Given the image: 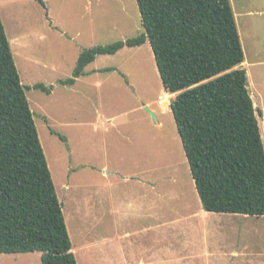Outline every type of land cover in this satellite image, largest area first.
<instances>
[{
    "label": "rangeland",
    "instance_id": "374dc122",
    "mask_svg": "<svg viewBox=\"0 0 264 264\" xmlns=\"http://www.w3.org/2000/svg\"><path fill=\"white\" fill-rule=\"evenodd\" d=\"M43 1L45 9L37 0H0V19L77 264H148L151 256L169 264H264V217L202 210L170 106L157 105L166 92L148 42L97 57L87 69L104 72L84 79L86 90L57 84L47 95L32 88L39 83L50 89L71 78L83 50L141 34L136 1ZM229 1L251 64L243 69L254 107L262 111L257 120L264 146V0ZM151 227L207 233L124 236ZM202 241L214 249L200 250ZM218 241L246 255L217 263ZM40 256L0 255V264H40Z\"/></svg>",
    "mask_w": 264,
    "mask_h": 264
},
{
    "label": "trees",
    "instance_id": "16d2710c",
    "mask_svg": "<svg viewBox=\"0 0 264 264\" xmlns=\"http://www.w3.org/2000/svg\"><path fill=\"white\" fill-rule=\"evenodd\" d=\"M45 9L43 0H37ZM143 32L83 50L73 85L101 55L149 43L202 210L264 217V146L229 0H135ZM29 88V87H28ZM33 89L50 94L51 88ZM51 134L53 132L51 131ZM62 141L65 139L59 136ZM61 203L0 19V255L77 264Z\"/></svg>",
    "mask_w": 264,
    "mask_h": 264
},
{
    "label": "crops",
    "instance_id": "0c3cea01",
    "mask_svg": "<svg viewBox=\"0 0 264 264\" xmlns=\"http://www.w3.org/2000/svg\"><path fill=\"white\" fill-rule=\"evenodd\" d=\"M261 13V12H260ZM137 48V47H136ZM124 49H126V48H123L122 50H120L119 52H117L115 55H117V54H119V53H123V52H121V51H125ZM127 49H129V48H127ZM129 51H133V49H131V50H129ZM125 53H127V52H125ZM97 61V58H96V60L92 63L93 65L95 64V62ZM260 63H262V64H264L263 62H259V64ZM251 64L250 63H247L246 62V60H245V58H244V62L240 65L241 66V68H244V67H246V66H250ZM87 67H89V66H87ZM87 67L85 68V74L83 75V76H81V77H78V78H76L75 79V82H74V84L73 85H63V84H61L60 83V81H62L63 79H61V80H59V81H57V83H51L50 84V88H51V91H50V94L53 92V87H55V85H57L58 84V86H64V87H68L69 89H72V90H79V88H81V86L82 87H84L85 88V90L87 89V87H86V84H84V83H88L87 81H85L84 79H86V78H89V77H91V76H93V75H99L100 73H102V71H103V69L102 68H92V69H87ZM112 70H115V69H109V71H112ZM245 70V69H244ZM104 72V71H103ZM119 72V71H118ZM246 75H247V73H246ZM65 80V79H64ZM39 84V83H38ZM44 86H45V84H43ZM128 85V84H127ZM87 86H91V84H87ZM46 87V86H45ZM147 106V105H146ZM165 111H167L166 109H165ZM260 112H261V115H262V111L261 110H259ZM88 127H91V124L90 125H88ZM93 128V127H92ZM145 183H147V181L145 182ZM150 184H151V188L150 189H153L154 188V184H153V182L151 181L150 182ZM146 185V184H145ZM148 185H146V187H147ZM204 213H206V214H208L207 212H204ZM215 214V213H214ZM209 215V214H208ZM151 216H152V211H151ZM197 231H199V230H193V231H180V230H171V229H168V228H166V229H154L153 227H151V228H149V229H145V230H138V231H127V233H125V235L124 236H128L131 232H135V233H138V234H141V235H143V234H146L147 236H148V234L151 236V237H153V236H155V238H157V236H161V234L160 233H163L166 237H170L171 235H177V234H179V233H182V234H184V233H189V232H197ZM199 232H203V233H207L206 232V230H201V231H199ZM221 233V234H218V233ZM222 232L223 231H217L216 232V230H215V234H217V235H223L222 234ZM243 232V231H242ZM224 233V232H223ZM243 233H245V232H243ZM232 234V233H231ZM100 240H101V238H100ZM100 240H99V242H100ZM98 242V243H99ZM103 242H105V240L103 239ZM223 243V241H218V249L220 250V251H218V252H222L223 250L224 251H229V253H226V256H224L223 254H221V253H218V252H216V256H214L213 258H215V259H213L215 262H222L223 260H226V261H233V260H235V259H238V258H240L241 256H245L246 254L245 253H243V251H245V250H242L241 248H236V251L234 250H232L233 249V247H228V246H221V245H224V244H222ZM167 244H169V241H166V245ZM205 244V241H202L201 242V245H202V247H200V250H206V251H212L214 248H210V249H208L207 247H205V246H203ZM88 246H90V245H88ZM98 249L100 250V248L98 247ZM232 250V251H231ZM72 252H74L73 250H72ZM113 252L115 253L116 252V240L114 239V245H113ZM200 255H202V254H200ZM163 256V255H162ZM113 259H116V257H113ZM163 259H164V256H163ZM124 264H131L129 261H125L124 262ZM136 264H145L144 263V260H139ZM148 264H169V262L168 261H166L165 259L164 260H159V257L157 258V259H154V257L153 256H151V261L148 263Z\"/></svg>",
    "mask_w": 264,
    "mask_h": 264
},
{
    "label": "built area",
    "instance_id": "2783aa9c",
    "mask_svg": "<svg viewBox=\"0 0 264 264\" xmlns=\"http://www.w3.org/2000/svg\"><path fill=\"white\" fill-rule=\"evenodd\" d=\"M169 100H170V94L165 93L164 95L158 98L157 105L161 108L166 107V105L170 106Z\"/></svg>",
    "mask_w": 264,
    "mask_h": 264
},
{
    "label": "water",
    "instance_id": "95a60500",
    "mask_svg": "<svg viewBox=\"0 0 264 264\" xmlns=\"http://www.w3.org/2000/svg\"><path fill=\"white\" fill-rule=\"evenodd\" d=\"M144 110H145L146 112H148V113L151 115V117H152L153 119H155V117H156L155 114H153V113L149 110L148 107H145Z\"/></svg>",
    "mask_w": 264,
    "mask_h": 264
}]
</instances>
